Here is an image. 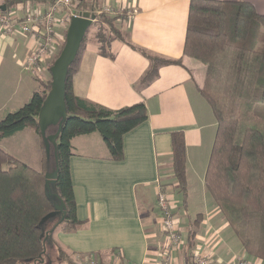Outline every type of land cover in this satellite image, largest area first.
Instances as JSON below:
<instances>
[{"label": "crops", "instance_id": "0c3cea01", "mask_svg": "<svg viewBox=\"0 0 264 264\" xmlns=\"http://www.w3.org/2000/svg\"><path fill=\"white\" fill-rule=\"evenodd\" d=\"M7 1L0 0V13L16 10L19 20L27 11L46 9L53 2L23 0L7 9ZM83 1L77 4L76 10L117 17L115 27L122 40L111 39L108 50L112 55L105 56L99 53L95 30L88 37L84 36L70 74L72 92L112 110L142 102L147 118L123 135V158L118 161L108 158L103 139L100 143L89 137L95 132L86 136L94 141L95 148L100 150L98 154L76 151L72 142L76 140L80 144L81 136L85 135L72 138L69 169L76 201L75 216L82 223L75 232L65 233L56 227L63 212L54 210L45 218L40 227L47 250L38 264H55L58 260L87 264L90 258L96 264H163L166 235L157 202L162 190L171 200V213L177 217L184 239L181 247L171 248L168 264H194V252L207 254L210 264H229L237 256L245 255L204 184L216 121L198 91L206 66L183 56L191 0H88L89 6ZM235 1L249 2L257 12H264V0ZM106 7L112 12L103 11ZM66 12L61 10L56 15L60 17ZM68 26L57 29L52 62L48 63L50 59H47L41 63L37 75L45 68L50 73L51 65L65 44ZM33 45L34 39L25 35L19 26L7 34L0 30V120L27 103L38 88L30 74L16 76V68L29 71L24 61ZM140 50L166 59L182 58V64L159 67L157 76L141 86L140 80L149 62ZM56 129L48 127L47 134ZM173 132H182L185 144V200L171 167ZM1 142L0 148L28 166L41 165V170L45 165L46 169L50 168V163L41 157L42 138L33 128L26 127L1 138ZM13 143L14 147L10 146ZM51 148L50 172L55 163ZM48 191L51 196L56 195L50 187ZM190 231L194 233V246L188 250L185 242ZM57 248L66 255H59Z\"/></svg>", "mask_w": 264, "mask_h": 264}, {"label": "trees", "instance_id": "16d2710c", "mask_svg": "<svg viewBox=\"0 0 264 264\" xmlns=\"http://www.w3.org/2000/svg\"><path fill=\"white\" fill-rule=\"evenodd\" d=\"M19 1L23 0H8L5 6L8 9ZM83 2H87L85 6L90 5L88 0ZM94 14L108 25L110 33L108 38L103 33L96 34L99 53L111 56L110 40H122L115 27L117 17ZM82 43L83 40L80 47ZM140 52L149 62L141 77V86L157 76L159 67L182 64V58L166 59ZM183 56L206 66L198 91L216 121L204 176L206 190L245 256L264 261V115L255 110L264 109V12H257L246 1L191 0ZM77 57L78 53L67 71V117L56 138L53 170L56 176L50 187L64 206L56 227L65 233L75 232L82 223L75 216L76 201L69 169L72 138L97 132L105 142L108 158L118 161L123 158V135L147 118L142 102L112 110L76 96L70 86V74ZM50 81L49 78L38 82L29 101L0 120V139L26 127L40 135L37 116L49 92ZM171 149L172 172L185 200L186 157L182 132L171 134ZM47 170L46 165L36 170L0 148V264H38L46 252L39 225L54 212L45 186ZM185 244L188 250L193 248L192 231ZM56 250L59 255L65 254L59 248Z\"/></svg>", "mask_w": 264, "mask_h": 264}, {"label": "built area", "instance_id": "2783aa9c", "mask_svg": "<svg viewBox=\"0 0 264 264\" xmlns=\"http://www.w3.org/2000/svg\"><path fill=\"white\" fill-rule=\"evenodd\" d=\"M81 0H53L52 5L46 9L34 8L27 11L22 18L16 10H10L6 13H0V30L3 33L12 32L17 26L25 35H30L34 39V45L27 54L24 61L26 69L31 73H38L39 65L45 60L50 59L55 48V38L57 29L63 25H68L72 17H80L82 12L76 10V6ZM65 10L66 14L58 17V11ZM105 12H112V9L106 7ZM18 22V23H17ZM55 57V56H54ZM53 57V58H54ZM52 59V58H51ZM159 210H161V227L166 235L165 257L163 264H168L171 248L177 249L184 244L181 236L178 220L171 213V200L168 195L161 191L157 196ZM89 260V261H88ZM87 264H96L93 259H88ZM194 264H210L211 259L207 254L194 252L192 254ZM229 264H264L261 259H251L247 256H237Z\"/></svg>", "mask_w": 264, "mask_h": 264}, {"label": "water", "instance_id": "95a60500", "mask_svg": "<svg viewBox=\"0 0 264 264\" xmlns=\"http://www.w3.org/2000/svg\"><path fill=\"white\" fill-rule=\"evenodd\" d=\"M1 8H4V6ZM95 19V14L90 11L83 12L80 17L71 18L66 32L65 44L58 57L50 67V89L37 116L38 129L47 155L49 154L52 146L54 149V156H56V138L58 137L62 124L67 117L65 104V83L68 68L77 55L87 29L91 26ZM50 126H55L57 129L54 133L47 134V129ZM55 176V171L45 174L46 191L47 195L51 199L55 198V200L53 199L55 202L52 200L54 203V210L63 212L64 206L62 201L57 195L51 196V193L48 191V186L54 183ZM50 214L42 219L40 225Z\"/></svg>", "mask_w": 264, "mask_h": 264}, {"label": "rangeland", "instance_id": "374dc122", "mask_svg": "<svg viewBox=\"0 0 264 264\" xmlns=\"http://www.w3.org/2000/svg\"><path fill=\"white\" fill-rule=\"evenodd\" d=\"M102 14V13H101ZM95 16H96V14H95ZM108 25H106L104 22H102V20L99 18V19H96L95 20V22H93L92 24H91V26L87 29V31H86V34H85V36L86 37H88L89 36V34L93 31V30H95V36H96V34L97 33H103V35L106 37V38H108V36H109V30H108V27H107ZM84 39L85 38H83V41H84ZM61 44H62V42H61ZM61 52V51H60ZM58 56V55H57ZM56 56V57H57ZM55 57V58H56ZM50 61H51V58H50V60L48 61V63H50ZM52 62V61H51ZM42 71V70H41ZM16 73H17V75L16 76H21L22 74H26L27 75V73L28 74H30L31 76V78L34 80V81H36V84H38V82H40V81H46V80H48L51 76H50V73H49V71H48V68H45L44 70H43V73H41V75H37L38 73H30L29 71H27V70H24V71H22L21 69H19V68H16ZM41 76V78H39ZM35 84V83H34ZM39 85V84H38ZM13 91V90H12ZM11 91V92H12ZM16 91V90H15ZM256 110V112H258V113H260V114H263L264 115V109L262 110V109H260V108H256L255 109ZM92 136H89V137H94V139H98V141L101 143V141H102V138L100 137V135L98 134V133H92L91 134ZM82 138H80V144H78L79 142L78 141H74V142H72L73 143V145L75 146V148L77 149L76 151H78V152H82V153H86V152H89V153H92V154H98L99 152H100V150L99 149H96L95 148V146H94V141H92V140H88L89 138H87L88 136H81ZM88 141V142H87ZM2 144V142L0 143V145ZM10 146H12V147H14V143L13 144H11ZM31 147V146H30ZM41 149H42V153H41V157L48 163H50L49 165H50V168L47 170V173H51L50 172V170L52 169V165H53V156H52V148H50V152H49V154L47 155L46 153H45V151H44V149H43V147H41ZM29 151L30 152H33V149H29ZM39 159H40V157H39ZM39 161V160H38ZM33 168H35L36 170H41V165H34V167ZM43 169V168H42ZM191 183L192 182H189V185H191ZM175 186V185H174ZM48 187H51V185H49ZM176 187V186H175ZM166 188V187H165ZM169 188V190H171V192L173 193L174 192V189H171L170 187H168ZM163 192H165L164 190H162ZM190 213H191V211H190ZM177 218V217H176ZM178 218H179V216H178ZM46 244V243H45ZM244 252H242V254H243ZM59 254V253H58ZM66 255V254H65ZM233 258V257H232ZM55 264H71V263H69V262H65V261H61V260H58L57 262H55Z\"/></svg>", "mask_w": 264, "mask_h": 264}]
</instances>
